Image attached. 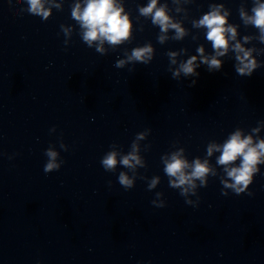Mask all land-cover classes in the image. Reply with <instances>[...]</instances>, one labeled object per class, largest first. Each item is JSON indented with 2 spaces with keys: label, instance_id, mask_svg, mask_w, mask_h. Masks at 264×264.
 I'll return each mask as SVG.
<instances>
[{
  "label": "clouds",
  "instance_id": "9594fccd",
  "mask_svg": "<svg viewBox=\"0 0 264 264\" xmlns=\"http://www.w3.org/2000/svg\"><path fill=\"white\" fill-rule=\"evenodd\" d=\"M157 3L158 0H150L147 6L139 9L140 14L145 17L151 16L152 23L159 26L161 33H167L171 28L175 31L173 38L182 39L186 35L185 30L179 23L173 22L166 11V6L158 8ZM27 4L28 11L33 15H42L47 19L50 14L49 10L44 8L42 0H27ZM222 8L223 5L212 6V10L204 14L193 25L197 28L207 29L206 39L211 42L215 54L211 57L205 56L203 46L197 48L196 51L199 54L200 63L206 64L209 71H219L221 69L222 61L219 57H223L228 53L230 40H236V28L227 24L228 13L225 11L222 14ZM252 12L253 15L249 16L241 9L240 17L245 24L254 25L260 30V40L264 42V3H259V0H256ZM71 16L80 25L83 42L90 48L95 42L96 51L101 54L105 52L103 47L105 42L111 46H116L128 41L130 38L132 25L129 15L125 13L123 6L118 4L117 0H84L83 6L77 3L73 7ZM67 32L68 30L65 29L66 34ZM165 39H167L165 35L158 37L160 43H163ZM249 39L245 36V43ZM231 47L236 53L235 59L238 61L236 72L241 76H251L253 71L259 67L255 58L252 57L253 50L246 49L240 42H236ZM167 55L170 58V63L175 64L177 53L170 52ZM152 58L153 49L151 45L137 47L132 50L131 55H128L126 60H118L115 67L123 68L125 64L132 62L148 64ZM197 59L198 57L193 55L186 61L181 62L179 67L172 72L173 78H178L181 73L186 77L198 76L199 73L196 72V68L199 67ZM192 83L195 84V81ZM254 131H258V129ZM142 139H144V134H137L136 140ZM61 147L67 151L63 143ZM131 149L127 155L121 156L119 161L117 160L118 153L116 151H108L100 161L104 170L115 173L118 163L132 171H135L136 166L145 167L144 162L138 155L139 148L135 141L132 143ZM213 152H220L217 163L226 166L225 171L232 181L229 183L224 180L222 183L226 188L233 189L239 195L252 183L253 175L258 172L257 165L264 163V160H262V157H264V140L254 144L251 136L242 137L241 131L237 130L222 145L210 144L207 148V155L211 156ZM45 155L49 159L44 166V172L50 173L53 170H59L60 164L56 163L58 153L49 148L45 151ZM161 159L164 164L163 171L169 178V187L180 189L182 196L187 195L190 189L194 190L196 188V180L200 181L201 186H206L208 174L211 172L212 175H215L207 160L201 161L197 158L190 164L183 157V149L173 152L168 158L162 157ZM238 159L240 160L239 166L228 167ZM134 179V176L130 178L125 172H120L118 175V182L125 189L133 187ZM158 183L159 177H154L148 185L149 190L155 188ZM222 194L227 195L226 193ZM159 195L157 193V196ZM248 195H253V193H248ZM152 203L156 207H164L163 203L157 204L156 201H152Z\"/></svg>",
  "mask_w": 264,
  "mask_h": 264
}]
</instances>
